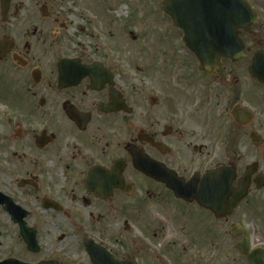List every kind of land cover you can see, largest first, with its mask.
<instances>
[{
  "label": "flooded vegetation",
  "instance_id": "af4514ba",
  "mask_svg": "<svg viewBox=\"0 0 264 264\" xmlns=\"http://www.w3.org/2000/svg\"><path fill=\"white\" fill-rule=\"evenodd\" d=\"M246 1L255 19L231 55L196 38L206 69L197 53L105 62L73 45L84 28L64 0H0V211L22 241L26 210L38 252L34 214L66 221L44 258L57 264H73L71 240L90 264L95 247L130 264H264V0Z\"/></svg>",
  "mask_w": 264,
  "mask_h": 264
},
{
  "label": "rangeland",
  "instance_id": "374dc122",
  "mask_svg": "<svg viewBox=\"0 0 264 264\" xmlns=\"http://www.w3.org/2000/svg\"><path fill=\"white\" fill-rule=\"evenodd\" d=\"M164 0H64L66 8L77 15L71 31L81 30L80 36L73 39L74 46H86L92 53L100 49L98 55L104 56L105 62L113 59L132 64L159 66L166 62H195L186 49L182 32L163 9ZM83 14V17L80 16ZM94 32V34L91 33ZM136 38H133V37ZM180 49V51H179ZM95 56V55H94ZM41 219L45 225L40 230L42 250L32 253L19 238L18 230L0 211V261L6 258H22L26 261L40 262L56 251L57 236L70 233V228L63 222L64 218L56 214H44ZM121 218L120 229L123 227ZM33 222V219L30 220ZM57 225L58 231L51 230ZM63 223V224H62ZM119 229H117L118 231ZM56 234V235H54ZM56 243V244H55ZM72 248L73 264H90L82 254L76 240L67 243ZM66 244H62L60 247Z\"/></svg>",
  "mask_w": 264,
  "mask_h": 264
},
{
  "label": "water",
  "instance_id": "95a60500",
  "mask_svg": "<svg viewBox=\"0 0 264 264\" xmlns=\"http://www.w3.org/2000/svg\"><path fill=\"white\" fill-rule=\"evenodd\" d=\"M164 9L173 18L175 24L184 30V39L195 53L196 22H199L198 17L201 19L207 18V22L211 23L216 21L217 23H225V21H227V30H229L232 25L238 30L241 25L249 24L252 19V13L250 15L249 8L242 0H233L230 5L227 4V0H165ZM228 9L230 11H227ZM225 10L226 15H230L231 17H225ZM222 15H224V17L221 18L220 16ZM28 241L33 248L35 246L33 236L28 239ZM0 264L28 263L12 258Z\"/></svg>",
  "mask_w": 264,
  "mask_h": 264
}]
</instances>
